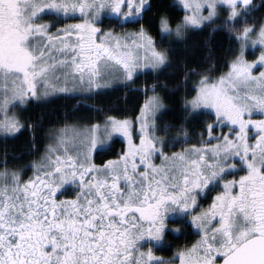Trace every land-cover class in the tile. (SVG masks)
<instances>
[{
    "label": "snow or ice",
    "instance_id": "snow-or-ice-1",
    "mask_svg": "<svg viewBox=\"0 0 264 264\" xmlns=\"http://www.w3.org/2000/svg\"><path fill=\"white\" fill-rule=\"evenodd\" d=\"M181 4L185 15L175 27L167 14L159 17L157 41L141 23L150 19V0H0V134L5 138L25 127L16 115L9 116L18 104L56 92L100 95L112 80L132 82L144 71L168 67L172 41L164 49L165 37L183 38L186 29L212 25L213 31L226 28L238 45L228 71L215 79L201 74L196 94L185 100V124L207 114L197 133L199 146L165 151L193 137L184 124L168 138L156 134L154 117L164 105L153 84V95L136 118L137 137L133 120L108 116L103 125H65L39 162L8 167L7 159L0 161L5 165L0 169V264H166L153 246L167 243V221L175 217L201 234L171 258L179 264H264V23H247L264 0L260 5L254 0ZM219 8L227 15L216 25ZM76 13L79 23L55 32L54 23L36 22L46 14L68 19ZM105 17L121 28L138 27L104 29L99 25ZM250 47L254 55L260 49L251 60ZM249 126L258 133L252 143ZM170 127L160 130L167 133ZM225 127L228 133L213 131ZM117 135L126 138L127 147L114 159L95 163L94 155L104 153ZM205 135L216 143H205ZM28 166L33 174L24 179ZM233 171L245 174L224 179ZM218 187L223 191L197 212L198 197L207 199ZM68 191L71 196H65Z\"/></svg>",
    "mask_w": 264,
    "mask_h": 264
},
{
    "label": "trees",
    "instance_id": "trees-1",
    "mask_svg": "<svg viewBox=\"0 0 264 264\" xmlns=\"http://www.w3.org/2000/svg\"><path fill=\"white\" fill-rule=\"evenodd\" d=\"M262 0H254L256 5H260ZM151 11L146 15L150 19L141 21L149 30L150 34L160 40V34L157 30L159 17L161 14H167L171 18L172 26H175L185 12L175 0H150ZM222 18L216 20V25H221L223 18L227 13L223 8H219ZM47 20H51L62 25L65 19L53 15H47ZM151 21V22H150ZM264 21V7L253 11L249 17L248 24H261ZM63 22V23H62ZM102 25V24H101ZM104 27L114 28L121 31L125 28H137L136 24H126L123 28L117 26L116 21L104 18ZM239 27V25H238ZM53 28V29H54ZM209 25L203 29L192 28L185 32L183 38L175 35L165 37L164 49H169L168 41H172L169 49V59L171 64L162 70L144 71L134 77L132 82L116 84L108 87L100 95H58L47 100H30L25 106L19 109V118L25 127L15 137L0 136V161L7 159L8 167H19L28 165L37 159L43 152L47 143L49 132L57 127L75 123L78 125H89L98 122H104L106 117L115 116L117 118H135L151 93L150 86L157 85L156 93L159 94L165 108L156 119V134L168 138L171 134L180 131V125L188 129L192 139L185 144L176 143L174 147L165 148L166 151H177L182 147L193 144H199L201 138L197 133L203 131L204 121L207 114L191 123L185 124V118L188 113L185 112V99L195 93L196 83L200 75L214 76L223 74L228 70V61L234 56V49L238 47L232 33L226 28L212 30ZM157 47L161 45L158 43ZM251 55V52H248ZM190 69H195V73H189ZM188 73L187 78H185ZM146 86L148 90L146 91ZM164 125H172L168 132L161 131ZM169 143H174L169 140ZM125 149V143L120 138H114L110 147L105 149L104 153L94 155V160L98 164L116 157ZM19 157V159H17ZM5 167L0 163V169ZM214 191L208 194L207 199L200 198L201 208L211 203ZM65 194H70L65 192ZM174 226L182 229L181 232H174L168 229L166 232L167 243L161 247H155L157 253L170 256L176 250H179L197 237L192 225H185L181 218L172 222Z\"/></svg>",
    "mask_w": 264,
    "mask_h": 264
},
{
    "label": "rangeland",
    "instance_id": "rangeland-1",
    "mask_svg": "<svg viewBox=\"0 0 264 264\" xmlns=\"http://www.w3.org/2000/svg\"><path fill=\"white\" fill-rule=\"evenodd\" d=\"M175 2L176 3H178L179 5H180V7H182V4H181V0H175ZM218 11H219V9H218ZM206 14V13H205ZM81 19H82V17H81V15L79 14V13H76L72 18H68V19H65V23H63L62 25H60V24H57V27L56 28H58V27H62L63 25H66V24H73V23H79L80 21H81ZM262 23H264V21L262 22ZM261 23V24H262ZM55 25V24H54ZM100 27H102V28H104V29H110L109 27H104V25L102 24V26L101 25H99ZM173 27H175V26H173ZM137 28H130V27H128V28H125V29H123V30H121V31H117V32H122V31H134V30H136ZM189 29H192V28H189ZM189 29H186L185 30V32L187 31V30H189ZM52 32H55V28L53 29H50ZM256 37H255V34H253V39H255ZM251 52V55H248V52ZM259 51H260V49H259V47H256L255 48V55H258L259 54ZM141 55L143 56L144 55V53H141ZM255 55L253 54V48H248L247 50H246V57L249 59V60H251V59H255ZM228 71V70H227ZM227 71H225V72H227ZM224 72V73H225ZM221 75V74H220ZM217 76H219V75H217ZM217 76H214L213 77V79H215ZM134 79V78H133ZM200 80V79H199ZM199 80L197 81V83H196V88L199 86ZM211 82V81H210ZM121 83H129V82H125L122 78H120V79H115V80H112L111 82H110V84H109V87H111V86H113V85H116V84H121ZM43 91V89H41L39 86H38V92H42ZM63 94H65V93H62V92H56V93H49V95L48 96H40L39 97V99H30V100H35V101H42V100H47V99H49V98H52V97H55V96H58V95H63ZM157 94V93H156ZM196 94V92L194 93V95ZM153 95V93H151L150 94V96H152ZM159 95V94H158ZM193 95V96H194ZM149 96V97H150ZM160 96V95H159ZM149 97H147V99L149 98ZM192 97V96H191ZM191 97H188L187 99H191ZM146 99V100H147ZM187 99H185V100H187ZM29 100V101H30ZM146 100H145V102H146ZM163 100V99H162ZM28 101V102H29ZM27 102V103H28ZM145 102H144V104H145ZM26 103V104H27ZM26 104H18V105H16V107H14V108H12V110L9 112V116H11V115H16L18 118H19V109L21 108V107H23V106H25ZM143 104V105H144ZM163 108H161L156 114H155V117H154V122H155V124H156V119H157V117H158V115L162 112V110L165 108V103H164V101H163ZM143 107V106H142ZM139 115H140V112H139V114L135 117V118H131V117H129L128 119H131V120H133L134 121V125H133V127H134V137H137V133H138V129H139V124L136 122V118L137 117H139ZM3 117H2V115H0V119H2ZM247 118V117H246ZM253 119H260L261 117L260 116H258V115H254L253 117H252ZM122 119V118H121ZM19 120H20V118H19ZM21 121V120H20ZM22 123V122H21ZM99 124H101V125H103L104 124V122H98ZM96 124V123H95ZM66 125H68L69 127H72V126H75V127H77V128H80V127H87V126H90V125H93V124H89V125H78V124H75V123H70V124H66ZM64 126L65 125H63V126H60V127H57V128H54V129H52L50 132H49V134H48V139H47V143H46V145H48V144H51V143H54V139H53V137H55L56 135H58V133H59V131L61 130V129H63L64 128ZM250 127V130H249V141H250V143H252V142H254L255 141V135H254V133L255 134H258L257 133V130L253 127V126H249ZM154 131H156V129H153ZM214 131V133L215 134H219L221 131L222 132H224V133H228L229 132V129L228 128H217V129H214L213 130ZM0 136H3L2 134H0ZM120 138V139H122L123 141H124V143H125V148L127 147V141H126V138H124V137H122V136H119V135H117V136H114L113 137V139L114 138ZM203 141L205 142V143H208V144H215L216 143V141L214 140V139H209L208 137H207V135H205L204 136V138H203ZM136 142L138 143L139 142V140H138V138L136 139ZM201 142V141H200ZM109 143H112V141L111 142H109ZM200 144V143H199ZM199 144H195V145H197V146H199ZM45 145V146H46ZM44 151H45V147H44V150H43V152H42V154L37 158V159H35L34 161H32V162H39L40 161V157L44 154ZM166 151V150H165ZM177 151H179V150H177ZM171 152H174V151H171ZM115 158V157H114ZM114 158H111V159H114ZM31 162V163H32ZM94 162H95V160H94ZM157 163H159V160H157L156 161ZM31 163H29L28 165H31ZM96 163V162H95ZM239 163V162H238ZM98 164V163H97ZM33 174V169L30 167V166H28V167H26V169H25V172H24V179H27L29 176H31ZM245 173L244 172H242V171H233L232 172V174L230 175V176H226V177H224V179H232L233 177H235L236 179H239V176H241V175H244ZM218 191H223V189H222V187H218ZM217 191V192H218ZM68 193H70V194H65V196H71L72 195V192L71 191H68ZM216 195V193L214 194V196ZM213 196V197H214ZM200 200V198L198 197V201ZM208 207V205L206 206V207H204V208H207ZM200 210H202V208H198V209H196V211L198 212V211H200ZM179 219V217H175V218H172V219H169L168 221H167V226H168V229H175V228H177L176 226H174V224L172 223L173 221H175V220H178ZM192 227H193V229H194V231L197 233V237L195 238V240L194 241H192L189 245H187V246H185V247H183V248H181V249H179V250H176L175 252H173L170 256H165V255H163L162 253H157L156 251H155V247L156 246H153V250H154V252H155V254L157 255V256H163V257H165V258H167L166 259V264H179V260L178 259H171L173 256H175L179 251H183L185 248H187V247H190L192 244H194V243H196L199 239H200V233H198L196 230H195V226L194 225H192ZM145 247H147V245H145Z\"/></svg>",
    "mask_w": 264,
    "mask_h": 264
},
{
    "label": "flooded vegetation",
    "instance_id": "flooded-vegetation-1",
    "mask_svg": "<svg viewBox=\"0 0 264 264\" xmlns=\"http://www.w3.org/2000/svg\"><path fill=\"white\" fill-rule=\"evenodd\" d=\"M46 16H47V14H46V15H43V16L41 17V19L38 20V21H36V22H37V23H42V22L53 23L51 20H47V19H46ZM64 19H65V18H64Z\"/></svg>",
    "mask_w": 264,
    "mask_h": 264
}]
</instances>
